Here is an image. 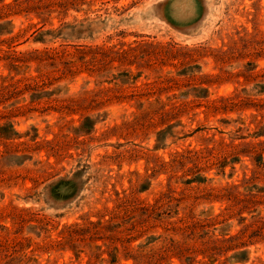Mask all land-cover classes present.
<instances>
[{
	"label": "rangeland",
	"instance_id": "1",
	"mask_svg": "<svg viewBox=\"0 0 264 264\" xmlns=\"http://www.w3.org/2000/svg\"><path fill=\"white\" fill-rule=\"evenodd\" d=\"M169 1L0 0V264H264V0Z\"/></svg>",
	"mask_w": 264,
	"mask_h": 264
},
{
	"label": "crops",
	"instance_id": "2",
	"mask_svg": "<svg viewBox=\"0 0 264 264\" xmlns=\"http://www.w3.org/2000/svg\"><path fill=\"white\" fill-rule=\"evenodd\" d=\"M165 9L168 22L179 26L197 22L204 11L200 0H170Z\"/></svg>",
	"mask_w": 264,
	"mask_h": 264
}]
</instances>
